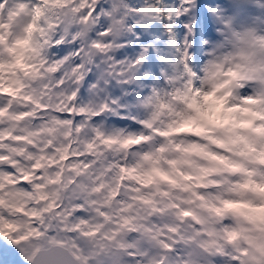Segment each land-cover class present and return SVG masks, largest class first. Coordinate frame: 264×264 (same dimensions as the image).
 <instances>
[{"label": "clouds", "instance_id": "1", "mask_svg": "<svg viewBox=\"0 0 264 264\" xmlns=\"http://www.w3.org/2000/svg\"><path fill=\"white\" fill-rule=\"evenodd\" d=\"M221 2L235 11L237 0ZM241 3L227 26L212 21L198 57L174 55L145 83L117 59L144 21L127 0H5L0 264H264V219L224 203L264 204L241 195L264 184V137L215 133L221 144L180 130L205 93L264 113V0Z\"/></svg>", "mask_w": 264, "mask_h": 264}, {"label": "snow or ice", "instance_id": "2", "mask_svg": "<svg viewBox=\"0 0 264 264\" xmlns=\"http://www.w3.org/2000/svg\"><path fill=\"white\" fill-rule=\"evenodd\" d=\"M4 2L5 0H0V7L4 5ZM127 2L130 3L134 15L137 18L143 15L144 21L131 27L130 34L125 38L127 42L123 44V51L117 59L128 66L129 75L142 76L145 83H150L154 75H166L162 69L159 73L157 72V65L171 64V58L174 55L178 61L185 62L189 54L198 57L201 45L207 46V37L212 31V21L224 20L221 26H227V20L235 16V12L243 7L241 0H237L235 11L226 16L221 0H127ZM89 3H92V0H89ZM145 10H148V15H145ZM98 12H100L99 4L95 8H89L83 19L86 21ZM115 23L132 25L131 20H122L119 15ZM185 67H187L186 63ZM211 94L214 93L204 95ZM12 95L14 96L15 93ZM129 98L131 99V96ZM11 108L12 100H9L7 104L0 102V117L10 114ZM20 118V115L12 116L14 120ZM160 135H167V133L161 132ZM14 138L22 139V137ZM0 159L5 157L0 156ZM158 174L167 179L166 174L159 172ZM224 203L226 211L229 209L233 213L238 211L230 201ZM228 205L231 207H227ZM216 211L220 212L219 209ZM244 255L247 253L245 252ZM239 259L235 257L234 261ZM4 261L5 264H9L7 255L4 256Z\"/></svg>", "mask_w": 264, "mask_h": 264}, {"label": "rangeland", "instance_id": "3", "mask_svg": "<svg viewBox=\"0 0 264 264\" xmlns=\"http://www.w3.org/2000/svg\"><path fill=\"white\" fill-rule=\"evenodd\" d=\"M22 6L23 4L19 5L20 8ZM190 107H192L194 115L185 121L186 127L180 130L192 132L197 136H205L208 140H210V136L215 135V133H224L228 136L229 140L233 142H243L245 145H248V138L242 136L241 132L258 133L259 136L264 137V124L257 125V119H255V117L259 116L264 117V113H258L251 107L230 104L227 97L217 94L203 96L199 101H193ZM196 113H198L199 117L195 116ZM3 126L4 125L0 123V128H3ZM243 127L249 128L248 130H244ZM214 141H216L214 143H224L220 138L214 137ZM222 159L225 160L224 169L226 171L233 173L247 171L242 165L227 161L226 158ZM241 188L242 196H247L249 194L252 197L260 196V200L264 201V184L247 182L241 185ZM230 202L238 209L234 214L243 215L248 219H264V204L258 205L253 199L247 198L232 200ZM239 204H243V207L239 208ZM228 211L233 213L231 209Z\"/></svg>", "mask_w": 264, "mask_h": 264}, {"label": "bare ground", "instance_id": "4", "mask_svg": "<svg viewBox=\"0 0 264 264\" xmlns=\"http://www.w3.org/2000/svg\"><path fill=\"white\" fill-rule=\"evenodd\" d=\"M21 4H23V6L21 7V10H23L27 6V1L21 2ZM17 7H19V5H17Z\"/></svg>", "mask_w": 264, "mask_h": 264}]
</instances>
